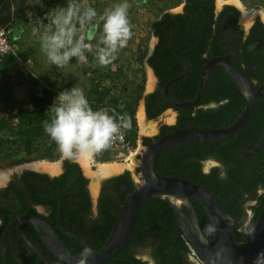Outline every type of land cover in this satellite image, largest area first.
Returning <instances> with one entry per match:
<instances>
[{
  "label": "trees",
  "instance_id": "trees-1",
  "mask_svg": "<svg viewBox=\"0 0 264 264\" xmlns=\"http://www.w3.org/2000/svg\"><path fill=\"white\" fill-rule=\"evenodd\" d=\"M251 1L264 9V0ZM181 2L182 11H163L150 21V32L157 41L150 54L146 48L137 59L142 67L147 62L157 79L154 90L145 96L147 119L157 118L168 108L177 112L173 124H162L154 136L142 137L143 145L177 129L226 127L245 106L244 96L222 66L212 69L198 105L172 106L165 97L164 85L185 72L177 54L188 66V71L168 86V94L176 102L195 99L200 73L213 56L231 59L234 68L250 80L255 90L264 84V23L259 18L245 35L243 25L238 23L240 12L235 6L226 4L216 11L215 0ZM100 31L102 34V24ZM76 63V58L70 62L72 65ZM86 64L83 63V70L87 71ZM16 65V56L7 55L1 67L0 81L3 77L28 78L35 86L38 85L37 79L30 74H24V77H20L18 72L21 71L13 76L6 74L9 68ZM118 71L120 69L113 73H101L99 80L90 79L87 98L94 110L107 109L109 114L115 117L122 114L124 121L130 122L127 138L134 147L137 136L135 104L142 95L143 85L136 84L135 89L125 95L112 93V87H106L102 82L104 78L113 80ZM93 72L98 73V70L94 69ZM71 88V85L63 84L56 90L43 89L40 95L30 93L26 100L6 97V101L8 98L13 100L0 107V158L16 156V150L21 148L23 155L13 160L12 164L53 158L59 150L45 133L44 124L50 122L52 113L48 109L56 92ZM120 88L121 91H128L125 86ZM261 91L264 92V87ZM98 153L99 159L107 160L110 157L106 149ZM208 156L215 157L220 165L204 171L203 160ZM154 170L163 176H187L188 181L202 185L216 196L231 224L237 248L245 253L253 224L264 206V96H257L254 112L238 132L209 142L197 141L175 146L156 159ZM88 183L80 165L73 159H64L63 171L56 176L28 169L14 174L7 186L0 188V241L5 227L13 218L14 208L18 214H37L34 205H43L48 213L40 216L53 226L64 246L75 254H84L79 240L57 228L59 206L66 201L61 226L80 234L88 246L97 252L107 240L127 193L134 191L136 181L129 170L104 179L95 214ZM193 205L201 229L206 232L204 209L197 202L193 201ZM182 209L190 215L187 206L182 205ZM176 228V218L168 203L160 198H152L138 216L127 246L98 264H147L139 256V248H145L155 264H195L190 257V243L182 235L175 242ZM22 230L47 264H68L48 249L31 223L24 224ZM29 251L30 248L22 243L14 230L0 264H42Z\"/></svg>",
  "mask_w": 264,
  "mask_h": 264
},
{
  "label": "water",
  "instance_id": "water-1",
  "mask_svg": "<svg viewBox=\"0 0 264 264\" xmlns=\"http://www.w3.org/2000/svg\"><path fill=\"white\" fill-rule=\"evenodd\" d=\"M246 27H248L247 24ZM155 40L157 41L156 38ZM177 59L184 67L185 72L169 80L164 85L165 97L172 106L189 107L198 105L206 89L212 69L222 66L245 98V106L238 117L230 125L223 128L200 126L177 129L153 139L148 145H143L139 150L136 162V168L138 169L135 175L137 176L136 187L133 192L127 193L107 240L97 252H94L88 246L87 241L80 234L71 229L62 228V212L66 203L64 201L59 206L57 228L79 240L84 254H75L68 250L53 226L43 217L35 214L19 215L14 210L13 219L5 227L0 241V260L8 248L11 232L16 229L23 243L30 248L42 264H47L44 256L23 233L22 226L31 223L39 231L48 249L60 260L68 264H98L113 257L127 246L133 235L138 216L146 202L152 198H160L168 203L176 218L175 242L182 235L204 264H264V206L253 224L247 251L243 253L235 244L231 224L221 209L216 196L204 189L202 185L188 181L187 176H163L154 170L156 159L175 146L189 142H209L225 138L242 129L254 112L257 96H264V92L261 91L264 84L255 90L250 80L234 68L231 59L213 56L206 62L200 73V82L195 99L176 102L169 96L168 86L186 75L188 71V66L178 54ZM23 169L41 172L36 169V166L26 164L23 167H16L15 172L20 173ZM47 174L49 176L56 175ZM6 175L7 179L3 181L2 186L7 185L11 178L10 171ZM91 198L92 204L95 206L96 198L94 195H91ZM193 201L200 204L204 209L206 232L201 229ZM182 205L188 207L190 215L182 209Z\"/></svg>",
  "mask_w": 264,
  "mask_h": 264
},
{
  "label": "clouds",
  "instance_id": "clouds-1",
  "mask_svg": "<svg viewBox=\"0 0 264 264\" xmlns=\"http://www.w3.org/2000/svg\"><path fill=\"white\" fill-rule=\"evenodd\" d=\"M128 8L127 0H123L101 14L91 4L67 0L45 17L43 28L34 25L31 34L38 37L40 51L57 68L68 66L73 58L87 63L86 53H94L100 65H107L130 37ZM101 22L102 34L94 46L91 42ZM48 110L52 116L44 131L68 160L102 151L122 126L107 109L94 110L80 87L61 91Z\"/></svg>",
  "mask_w": 264,
  "mask_h": 264
},
{
  "label": "rangeland",
  "instance_id": "rangeland-1",
  "mask_svg": "<svg viewBox=\"0 0 264 264\" xmlns=\"http://www.w3.org/2000/svg\"><path fill=\"white\" fill-rule=\"evenodd\" d=\"M216 1V10L218 11L221 8V5L224 3V1L227 0H215ZM82 3H88L91 4L93 7L96 8L98 13H103L106 9H111L115 4L123 2V0H81ZM228 2H231L238 7L240 10V22L243 24V17L251 16L252 19H254L256 16L260 17L262 21L264 22V9L260 7L256 2H252L251 0H228ZM127 3L129 5L128 8V20H129V28H130V37L127 40L126 44L124 45L123 48H121L116 54H115V59L112 60L110 63L107 65H100L95 59H94V53H88V62L86 64V68H88V72L90 73L89 76H87L88 81L91 84L90 79H95L99 80V78L102 76L101 73H113L116 70L120 69V72L118 71L115 76H113V80L109 78H104L102 84L106 87H112V93H120V95H125L127 92L130 93L129 91H132L135 89L136 84H142L143 85V92L141 97L136 101L135 104V119H136V140H135V146L132 147L129 151H127L124 155L120 157H109L106 158L107 160H102L98 158L99 153H94L91 154V157L89 158V168H90V173L91 175L93 174L94 177L97 174H100L99 177L96 178H89V183H88V189L91 188V183L95 182L96 187L98 188L97 185L101 183L106 178H109L113 175H117L120 173L112 174L106 176L107 174H102L99 171V166L100 164H119L122 165V169L125 167L127 168L126 170H129L136 181V162L138 159V153L139 150L142 148V137L144 136H154L155 134L158 133V129L160 125L162 124H172L175 122V111L170 108L165 110L162 114H160L157 118L155 119H147L145 120V123L148 124L149 130L145 129L144 131L142 127L140 126V123L137 118V113L139 109L142 108L143 110V97L144 94L148 90V81H149V69L148 67L144 64V67L138 63L137 59L143 55V51L146 48H152L155 43V37L151 34L150 29H149V24L150 21L157 15L161 14L163 11H170L173 13L181 11L182 7V2L181 0H138L135 1L134 3H131L130 0H127ZM245 11V12H244ZM246 13V14H245ZM251 19V20H252ZM251 22V21H250ZM249 22V23H250ZM248 23V24H249ZM102 24V22H101ZM31 26V25H30ZM101 31L100 29L97 30V37L96 40L92 41V44L95 46L99 44L100 36H101ZM103 46V45H100ZM82 63V62H81ZM83 64H81L80 68L83 70ZM94 69L98 70V73L93 72ZM26 71V70H23ZM84 71V70H83ZM22 72V71H21ZM87 72V71H86ZM85 72V73H86ZM155 78H153L154 82ZM134 81V84L132 83ZM152 82V84H153ZM149 84L150 87L153 85ZM152 85V86H151ZM91 86V85H90ZM122 86H125L128 88V91L125 92V90L121 91ZM121 91V92H120ZM14 99V98H13ZM12 99V100H13ZM10 98L8 100L4 101V103H0V107H5V105L10 103L12 101ZM17 100V99H16ZM29 103L26 104L28 106ZM144 113V112H143ZM149 122H152L155 125V128L152 129L151 127L152 124ZM146 126V127H147ZM15 148L14 150H16ZM17 155L10 157V158H0V174H6L7 172L10 171V176H13L15 174V168L16 167H23L25 164L26 165H35L37 161H46L49 163H56L59 167L63 161V156L60 152H57L55 156L51 159L43 158V159H34L29 162H23L21 164H12V161L21 157L22 154V148L16 150ZM130 156V159H128ZM73 159V160H77ZM209 163V167H210ZM36 166V165H35ZM205 170L208 169V164L204 165ZM37 170L43 171L44 173H49V174H55V173H50L48 171L41 170L36 167ZM59 169V168H58ZM121 169V170H122ZM125 171V170H123ZM122 171V172H123ZM121 172V173H122ZM7 177L5 178V180ZM137 182V181H136ZM1 185V184H0ZM91 189H89L90 191ZM98 190H95V192ZM92 191H90V194ZM92 195V194H91ZM93 209H95V206H93ZM138 254L140 257H142L145 261H147V264H155L153 260L149 257L147 250L145 248H139L138 249Z\"/></svg>",
  "mask_w": 264,
  "mask_h": 264
},
{
  "label": "crops",
  "instance_id": "crops-1",
  "mask_svg": "<svg viewBox=\"0 0 264 264\" xmlns=\"http://www.w3.org/2000/svg\"><path fill=\"white\" fill-rule=\"evenodd\" d=\"M138 1V0H134ZM67 0H0V27L10 24V28L12 30L11 39L15 45L13 49V55L16 58H28L32 61V65L26 71L18 72L20 73V77H24V74H30L37 79L38 85H34L28 78H21L18 77H10L1 78L0 81V103H4L6 97L14 98L17 100H26L30 93H36L40 95L43 89L47 90H56L59 86L63 84H69L72 87H80L85 95L87 96L88 91L90 89V82L87 79V76L90 73L84 69V71L80 68L81 64L77 60L76 64H69L64 68H57L54 65H51L43 53L40 51L38 37H33L31 34V29L34 25H38L43 28V23H47L45 17L51 13L54 8L66 5ZM224 3H231L224 1ZM223 3V4H224ZM222 6V5H221ZM180 12V11H179ZM252 18V17H251ZM251 21V20H250ZM245 23V21H243ZM31 25V26H30ZM246 26V24H244ZM249 26V24H247ZM98 35H96L97 37ZM96 40V38L94 39ZM93 40V41H94ZM92 43V42H91ZM31 49V51L29 50ZM28 52L30 55H28ZM148 67V66H147ZM149 69V76L152 75L155 78L153 71ZM156 80V78H155ZM155 80L153 82V86H149L148 81V90L144 94L147 95L153 90ZM144 98V97H143ZM142 109V108H141ZM139 109V111L141 110ZM139 111H138V121H139ZM144 113V121L147 120L145 115V108L143 103V110ZM152 131L155 128V125L152 122ZM173 124V123H172ZM145 126L148 124L144 123ZM141 126V125H140ZM149 127V126H148ZM149 130V129H147ZM115 153L111 154L110 157H115ZM89 157L88 155L86 159H80L79 157L76 161L81 169L83 174L89 179L91 177L96 178L99 177L100 174L91 175V171L89 168ZM117 157V156H116ZM64 159V158H63ZM122 166V165H120ZM58 167V165H57ZM56 167V168H57ZM58 171L55 173L58 175L62 171L61 165L58 167ZM122 169V167H121ZM119 170L114 173H104L100 169L99 171L102 174H107L106 176L121 173L123 170H126L125 167L122 170ZM99 175V176H98ZM96 187L95 182L91 183L92 195L95 198L98 196L99 185ZM95 190H98L95 192ZM89 191V192H90ZM90 194V195H91Z\"/></svg>",
  "mask_w": 264,
  "mask_h": 264
},
{
  "label": "built area",
  "instance_id": "built-area-1",
  "mask_svg": "<svg viewBox=\"0 0 264 264\" xmlns=\"http://www.w3.org/2000/svg\"><path fill=\"white\" fill-rule=\"evenodd\" d=\"M11 35H12V30L9 24L0 27V71H1L2 64L5 61L6 56L9 54H12L13 49L15 47L11 39ZM32 64H33L32 61L28 58H18L16 67L9 68L6 71V74L13 76L16 74L17 71H23V70L29 69ZM60 92L61 91H57L56 96ZM115 118H116V122L118 124H121L122 126L120 127V130L116 134L113 135L108 146L105 149L111 153H115V154L123 153L124 154L128 150L131 149V142L127 138L128 133L131 129V124L130 122L124 121V117L122 114L118 115ZM189 248H190L191 259L202 264L203 261L197 255L193 247L189 245Z\"/></svg>",
  "mask_w": 264,
  "mask_h": 264
},
{
  "label": "flooded vegetation",
  "instance_id": "flooded-vegetation-1",
  "mask_svg": "<svg viewBox=\"0 0 264 264\" xmlns=\"http://www.w3.org/2000/svg\"><path fill=\"white\" fill-rule=\"evenodd\" d=\"M131 1V3H134L135 1L134 0H130ZM226 4H229V5H233V6H235L236 7V5L235 4H233V3H224V4H222V6H221V8L218 10V11H220L221 9H222V7L224 6V5H226ZM182 7H183V4H182ZM182 7H181V11H182ZM237 9H238V7H236ZM239 10V9H238ZM217 11V10H216ZM239 12H240V10H239ZM257 18H259L261 21H262V19L260 18V17H258V16H256L254 19H252L251 20V22L249 23V26L248 27H246L243 23H241L240 22V16H239V18H238V23L239 24H241V25H243V27H244V31H245V35L248 33V30H249V28L251 27V25L256 21V19ZM263 22V21H262ZM264 23V22H263ZM152 49H153V47L152 48H148V52H149V54L151 53V51H152ZM145 65L147 66V62H145ZM156 78V77H155ZM156 82H157V79L155 80V84H154V87H153V90H154V88H155V86H156ZM152 90V91H153ZM151 91V92H152ZM146 96V95H145ZM145 96H144V98H143V103H144V108H145ZM168 109H170V108H168ZM167 110V109H166ZM174 110V109H173ZM175 111V110H174ZM175 114L177 115V112L175 111ZM175 119H176V116H175ZM161 126V125H160ZM160 128V127H159ZM158 132H159V129H158ZM262 142L263 141H261L259 144L261 145L262 144ZM142 144H143V140H142ZM64 160V159H63ZM203 163L204 164H208V169L207 170H205V168H204V171H209V168H211L212 166H216V165H220V162H219V160H217L215 157H213V156H208L207 158H205L204 160H203ZM209 163H211L210 164V167H209ZM61 166H62V171H63V161H62V163H61ZM137 169V168H136ZM23 170H26V169H23ZM22 170V171H23ZM28 170H30V169H28ZM21 171V172H22ZM35 171V170H34ZM20 172V173H21ZM20 173H17V172H15V174H20ZM41 173H44V172H41ZM62 173V172H61ZM47 174V173H46ZM14 175V174H13ZM12 177L13 176H11V178H10V180L12 179ZM9 180V181H10ZM104 181V180H103ZM103 181H101V183L99 184V191H98V196H99V194H100V191H101V186H102V183H103ZM8 184V183H7ZM7 185H5V186H2V185H0V188H3V187H6ZM98 196H97V198H98ZM10 198H11V196H10ZM97 198H96V202H97ZM12 208H14V207H12ZM34 208H35V210H36V212H37V214H35V215H46L47 213H48V210H47V208L45 207V206H43V205H34ZM14 210L16 211V209L14 208L13 209V214H14ZM93 212H94V214L96 213V205H95V209H93ZM16 213H17V211H16ZM13 214H12V216H13ZM18 214V213H17ZM26 214H32V213H26ZM19 215H21V214H19ZM42 217V216H41ZM13 219V218H12ZM11 219V220H12ZM10 220V221H11ZM0 225H1V219H0ZM63 228V227H62ZM22 229H23V226H22ZM66 229V228H65ZM16 231V229H13V231ZM12 231V232H13ZM12 232H11V234H12ZM17 233V232H16ZM10 237H11V235H10ZM10 240V239H9ZM22 241V240H21ZM22 243H23V241H22ZM24 244V243H23ZM25 245V244H24ZM31 254H34V253H32L31 252V250L29 251ZM30 259H32V257H30ZM195 264H201V263H198V262H196L195 261ZM202 264H204V263H202Z\"/></svg>",
  "mask_w": 264,
  "mask_h": 264
},
{
  "label": "bare ground",
  "instance_id": "bare-ground-1",
  "mask_svg": "<svg viewBox=\"0 0 264 264\" xmlns=\"http://www.w3.org/2000/svg\"><path fill=\"white\" fill-rule=\"evenodd\" d=\"M236 1H238V0H236ZM245 12V11H244ZM246 14V13H245ZM247 15H248V13H247ZM244 16L243 17V20L245 21V23L246 24H248L249 22H250V20L252 19L251 18V16L249 17V16ZM263 16H264V13H263ZM152 82H153V77H152V75L149 77V84H152ZM139 123H140V125H141V127H142V129H143V131H144V127H145V129H147V128H149L148 126L146 127L145 125H144V123H145V121H144V115H143V111H142V109L139 111ZM150 124V123H149ZM152 128V127H151ZM117 157H120V156H122V155H124L123 153H116L115 154ZM88 155H86V156H83V157H81L80 159H86V157H87ZM89 156H90V154H89ZM90 158V157H89ZM128 159H130V156H129V158ZM84 161V160H83ZM36 167L37 168H39V169H41V170H44V171H48V172H50V173H56L57 171H58V167H57V164L56 163H49V162H46V161H37L36 162ZM34 165V166H35ZM57 167V168H56ZM100 168V170L102 171V172H104V173H114V172H117V171H119L120 169H121V166L119 165V164H115V163H112V164H100V166H99ZM7 177V175L6 174H0V184H2L3 183V181H5V178Z\"/></svg>",
  "mask_w": 264,
  "mask_h": 264
}]
</instances>
